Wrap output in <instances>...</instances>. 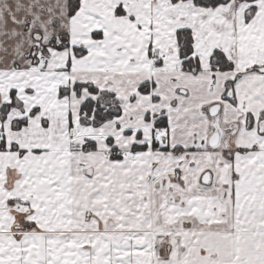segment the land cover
Listing matches in <instances>:
<instances>
[{
  "label": "snow or ice",
  "instance_id": "1",
  "mask_svg": "<svg viewBox=\"0 0 264 264\" xmlns=\"http://www.w3.org/2000/svg\"><path fill=\"white\" fill-rule=\"evenodd\" d=\"M0 264H264V0H0Z\"/></svg>",
  "mask_w": 264,
  "mask_h": 264
}]
</instances>
